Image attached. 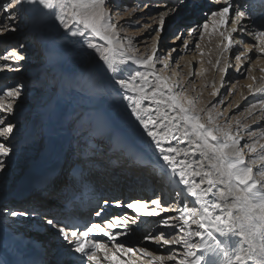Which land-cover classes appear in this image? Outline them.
<instances>
[{
  "label": "bare ground",
  "instance_id": "1",
  "mask_svg": "<svg viewBox=\"0 0 264 264\" xmlns=\"http://www.w3.org/2000/svg\"><path fill=\"white\" fill-rule=\"evenodd\" d=\"M176 1L177 0H164V3L159 5V7L166 9L172 6ZM194 1L195 0H182L184 4L176 12H174V10L169 13L168 16L164 17V20L171 22V30L177 25H182V29H180L179 33L183 32V24H186L187 19L190 17L186 10L189 9V5ZM2 3H7L5 6V8L7 7V14L16 13L17 19L7 22L8 25L15 24L16 30H7L4 35H1L4 38H9L13 35L14 38L10 41H0V51L12 47L11 49L17 53L23 52L25 54V59L19 61L13 69H10L13 73L12 75L0 78V103L5 105L12 101V98L6 95L7 91L11 88H17L23 85L21 96L13 103L12 111L4 112V114L0 112V118H3L5 121L4 124L0 125V129L5 128L8 124L14 125L13 132L7 139L0 137L4 139L3 141L8 142L7 146L12 149L10 156L6 159L4 169L0 170V191L6 189L11 190L13 187L19 189L21 187V193L19 192V194H17V197L14 198V202H0L1 250L7 253L8 260L13 264H18L23 260L28 262L26 264H45L47 263L44 260L47 257L48 248L49 250L56 251V254H58L59 250L65 249V252L62 253L63 255H67L68 258L66 257L65 259L59 252L58 256L54 259L52 258L53 260L49 261L50 263L47 264H82L85 258L81 257L79 253H74L71 244L59 235L58 230L46 223V218H51L56 214H60L59 210L61 208L58 207L57 210L54 208L57 212L54 214L50 213L47 217H45V214L46 210L52 208L51 201L53 199L63 198L62 189L71 191L73 194L80 190L77 182L78 177L75 175L70 176V178L65 180V184L63 183L62 180L67 170L72 166L70 173L73 172L77 174L76 169L87 164L85 168L88 166L89 168L84 181L85 183H89V186L95 188L96 194H103V192H101L103 189L106 192L105 194H107V192H113L117 184L122 181V186L127 185V188L130 187L135 191V194L128 196L129 199H131L129 202L160 199L162 206L171 205L166 211L163 209L159 210V215H143L126 207L127 203H124L127 200L123 201L119 199L115 192L107 194L110 197L106 200L109 204L107 206L104 204L103 212H108L115 217L122 216L119 221L122 225L121 227H106L104 229L107 232L119 233L123 231L125 233L118 238L117 243L121 242L125 246L146 248L153 253L154 257L161 255L165 257L174 256L175 259L173 260L166 259L165 264H178L179 259H181V253L178 252L176 248H179L181 245H164L160 237L163 236L165 239H171V237L175 233L180 232V230L178 227L166 226L164 220L166 217L173 215H176L175 217H177V215L181 216L184 204L197 210H199L200 206L195 202V198L188 194L185 186L180 182L179 176L172 172L171 167L163 160L162 154L155 148L151 138L147 137L142 125L136 120L135 115L132 114L130 101L126 97L133 94L127 89L122 88L118 83L119 80H129L137 71H145L144 67L128 59L127 55H125L124 60H117L116 67L118 71L113 73L104 61L99 58V52L96 49L88 47L89 43H95L98 46H104V43L99 41L98 37L91 36L88 32H85L83 36L79 35L81 28L77 25H73L70 29L65 30L55 19L57 10H53L52 13L45 12L40 9L39 5L25 4L19 6L11 4V0H0V4ZM122 3L128 4L125 1ZM10 4L11 6H9ZM250 4L251 0H237L235 7L233 8L232 6V10H243L245 11V15L243 19L236 24L238 28L237 32H231V25L230 27L227 26L225 34L230 33L232 39L231 47H229L227 52H224V48L228 47V40L225 39V43L220 48L218 46L214 47L212 44V38L215 37L217 32L219 34V31L224 28V25L223 27L220 26L219 20V22L216 21V23H218L215 25V30L213 25L209 26V29L206 30L208 31V36L201 39V45L197 51L199 57H196V54L193 55L192 49L190 52L192 56L189 55L188 58L178 57L174 67L168 66L167 69H163V65L158 62L156 64V70L160 72V70L163 69L160 74L170 78L171 82L178 83L181 89L184 86V95L187 98L193 99L196 103L194 95L196 92L195 90L193 91L195 82L193 84L188 80L184 84L187 77L191 74V62L193 60L199 62L197 76H201L205 84L208 83V86H210L211 72H213L217 62L220 60L219 64L223 63L220 71L221 75L218 77L215 87L212 88L213 90L210 97L207 96V91L205 94L204 90L203 97H201V104L195 105L198 114L201 115L207 105L211 103L209 106L211 107L213 102L218 101V99L214 101L216 94H220V96L224 94L220 105L226 102V89L231 86L228 85L231 78H242L243 67L237 74L236 72H231L233 67H231L230 62L226 63L229 53L233 55L241 50L240 53H238L241 55V59L239 62L237 61V68L248 61L251 67L248 78L242 81L239 80L237 91H234V86H231L230 91L233 93L231 99L234 98L233 104H231V106L229 104L225 113L222 112V115L219 112L216 113L221 116L212 114L214 111L213 107H208L204 115L200 117L201 122L207 124L208 116L211 115L214 121L213 127H215L216 124L226 125L223 123L226 113L233 110L232 114L236 113L235 115H237V113L243 110V107H251L249 112L247 111L243 115L242 113L238 115L237 122H233V126H235L234 129L230 127L229 131L238 135L240 138V147L244 151L245 161L249 162L253 158H256L257 163L251 166L253 167L254 178H257L258 173L264 170V163L260 161V157L264 156V147H262V145H264V53L258 51L259 41L254 38L253 33L260 29L264 30V5L255 3L250 6ZM222 6L226 5L223 4ZM147 7H149L147 4L143 6V8ZM113 9L117 8L114 6ZM123 9L129 12V16L133 14L128 6L121 8V10ZM5 12L4 10L3 14L0 16V24L5 22ZM36 15L47 16V19L41 23L43 24L42 26L38 25L34 19ZM177 16L178 19H175ZM117 21H119V25L123 24L125 17L123 18V16L118 15ZM129 22L132 26L129 24L128 26L126 24L123 25L122 27L125 26V28L121 36H132L133 42V37L138 34H143L148 27L140 33V29L135 25V21ZM21 23H23L22 27L19 26ZM129 26L134 32H131ZM33 27L37 28L32 29ZM192 27L196 26L193 25L190 28ZM73 31H76L77 35L73 36L71 34ZM194 34L195 33L191 36L186 35L185 38H183V34L181 39L171 41L170 45H179L183 39L191 37L192 39H187V48L190 50L195 44ZM237 41H239V43H237ZM21 42L25 43L24 47L19 46ZM134 44L135 42H133V46ZM249 46H251L252 51L247 52V56L245 57L244 52L247 51ZM175 48L176 47H174V49ZM137 49L138 51L135 53L137 58H144L146 55H151L152 52V47L147 48L144 46ZM173 52L174 51L170 52L166 57L168 65L170 56ZM201 53H203V55H201ZM156 55L161 57V49ZM51 57L57 60L55 61L57 62V64L54 65L55 68L51 63L49 64L51 66H47L48 59H51ZM0 61H3V58H0ZM204 61H207L206 64ZM15 63L16 62H12V64ZM180 63H182L180 67H184V70H182L184 74L182 75L177 68V65L179 67ZM18 65L20 66L19 70H17ZM225 65H227L226 70ZM0 66H3V64L0 63ZM103 69H107V72H109V75L105 78L101 76ZM7 70L8 68L0 71V73H4ZM33 70H35L36 73ZM225 75L226 81L222 84V79ZM70 76L74 78L69 80ZM179 78H182V80L180 81ZM151 79L150 77V80ZM38 80L42 82H38ZM39 83H41L42 86L44 83V87L41 88ZM136 83L143 84V81L137 78ZM257 89H261V91H257ZM149 91H151V89ZM37 93H42L41 96L43 97L39 96L35 98ZM235 93L238 94L236 95ZM49 94L50 97H48ZM85 96H89L90 98L86 103H84V100L87 99H85ZM203 98L206 99L203 101ZM241 101L244 102L241 103ZM88 103L93 105V107L88 109ZM144 104L145 106H150L149 101H145ZM81 105L85 106L77 109L81 107ZM252 105H255V107ZM87 109L88 111L86 112ZM15 110L17 111L14 112ZM100 110L102 111L100 112ZM94 111H98V115H100L101 120H103L105 124H110L106 127H92L94 119L91 117L93 115L92 113H95ZM82 113L85 114L75 121L76 117ZM85 116L88 118H84ZM24 119L26 120L25 122L18 124L19 121L21 122ZM85 120L86 122L83 123ZM72 121L75 122L71 126ZM66 126H68L69 129L72 127L75 130L72 132L70 129L67 132L65 129ZM82 131H85L84 142L78 148L80 154L77 159H73V157H70V154H64L65 150L63 146L67 145L70 138L69 143L72 148L73 140L76 135ZM101 132L103 134H101ZM17 133H20L19 139L17 138L19 140L18 142L26 141L25 145H13L16 140L11 141V139L13 137L15 138ZM29 143H32L31 148L25 149L24 146H28ZM39 144L45 145L42 151L40 150L41 145ZM249 145L256 148L255 153L251 152L250 147H248ZM95 146H97V148H95ZM171 146L179 148L189 147V145L184 142L176 141H173ZM13 148H24L22 151H26L29 158L34 160L35 163H31L29 160L24 159L22 155L18 156L19 152ZM98 149H102L103 152H98ZM52 155L59 159H63V157L67 155V159L55 163L51 171L38 175L36 172L37 169L38 171L41 170V165H44L42 160L44 158L46 159V162H44L47 163V167L52 163V160H50ZM11 156L13 157L11 158ZM15 156L21 158L23 162L15 160L17 163H13L12 160L14 161ZM180 157L176 158L180 159ZM188 158L194 160L200 159L198 153ZM74 160L77 161L73 164ZM26 175L27 178L25 179ZM198 179L199 178H197V181ZM143 180H145V187L143 190H150L139 191V188L137 189V187L140 186V181ZM149 183H153L154 188L151 189V186L148 187ZM206 186L207 185H204V187ZM162 187H164V189L160 190ZM223 187V185H217V188ZM108 188H112V190L109 191ZM177 193H179V195H177ZM79 195H81V193ZM208 199L216 200L217 197L209 195ZM116 201H119L120 206L123 207V210L120 212L111 209L110 204H115ZM41 203L45 204L43 205ZM73 207L77 206L73 205ZM148 208L150 210H156V206L150 203L148 204ZM11 211L35 212V215H30L28 218L22 216L13 217L9 214ZM88 216L93 218L92 213H89ZM177 222L180 221L172 219L168 221V224L175 225ZM41 226H44V230L43 227L42 229H38V227ZM195 228L196 226L193 225V230H195ZM237 228V233H229L228 235H221L218 232L214 233L218 239L217 243L220 246L219 248L212 247L211 249L194 250L197 258L201 260V264H224L225 255L220 249H226L232 257H235L241 248L247 250L248 245L243 242L239 235V226H237ZM34 229L37 233L41 231L36 238L31 236ZM149 232H152L154 235L150 239L145 240L144 238ZM90 235L93 240L108 245L107 249L97 252L99 264H108V261L104 259L105 252L111 255V253L115 251V245L108 240V237L101 233L95 234L94 236H92V234ZM47 239L52 240L47 242ZM192 239L193 242L199 241L198 237H193ZM158 240L159 243H157ZM209 243L215 244V241H209ZM55 245L57 249L54 248ZM174 250L175 252L173 253ZM182 250L185 249L182 248ZM42 251L43 255H41ZM31 256L35 258L40 256V260L39 258L33 259ZM28 257L32 260H28ZM121 258L123 259L124 257ZM132 259L136 260L137 264H149L153 257H147L140 253H136L132 256ZM190 259L192 258L190 257ZM249 264H257V262L250 261Z\"/></svg>",
  "mask_w": 264,
  "mask_h": 264
},
{
  "label": "snow or ice",
  "instance_id": "2",
  "mask_svg": "<svg viewBox=\"0 0 264 264\" xmlns=\"http://www.w3.org/2000/svg\"><path fill=\"white\" fill-rule=\"evenodd\" d=\"M224 2L225 7L209 13V22L214 26V30L217 18L220 20V26L223 27L227 24L230 13H232V4L229 3V0H224ZM255 3L264 5V0H251V4ZM11 4L39 5L40 9L50 13L57 10L55 19L65 30L77 25L81 28L79 35L83 36L85 32H88L91 36L104 41V46L89 43L88 47L99 52V58L113 73L118 71L117 60L123 59L125 55L128 59L144 67L145 71H137L129 80H119L118 83L133 94L126 97L130 101L132 114L142 125L147 137L151 138L155 148L162 154L163 160L171 167L172 172L179 176V180L185 186L188 194L194 197L195 202L200 206L199 210L184 208L180 217H166L164 220L166 226L178 227L182 233L180 236H172L171 239L160 237L164 245L182 244L185 247L184 255L179 259L178 264H201V260L197 258L194 250L219 248L218 239L214 233L218 232L221 235L237 233V226H239V235L248 245V249L241 248L235 257H232L226 249H220L225 255L224 264H249L250 261L264 264V170L258 173L257 178H254L251 165H255L257 160L253 158L249 162L245 161L244 151L240 147V138L229 131L230 126L216 124L213 127L214 121L211 115L208 116L207 124L202 123L195 101L184 95V91L178 83H173L170 78L160 74L169 65L166 57L156 55L155 41L163 32L164 17L173 12L176 6L172 5L166 8L163 13L157 14L156 22L159 27L147 37V39L153 40L151 55L137 58L135 53L138 49L133 46L132 38L126 37L122 40L116 26L111 23L105 0H11ZM4 10L7 11V7ZM244 15L245 11L243 10L234 12L231 32L234 33L238 30L236 24L243 19ZM16 19V13H9L5 22L0 24V35H4L7 30L15 31V24L8 25L7 22ZM34 19L37 23H43L47 16L36 15ZM141 27H150V25ZM208 27V22L198 27H192L188 31V36L196 33L198 28L203 32ZM71 34L75 36L77 32L73 31ZM220 35L228 40V47L224 48V52H227L232 44L231 34L226 35L221 32ZM253 36L259 41L258 51L264 53V30L253 33ZM176 39H179V33L173 37V40ZM200 39H203V35L200 36ZM183 47L187 48V38ZM167 51L170 53L175 49ZM250 51H252L251 46L244 52V56L246 57L247 52ZM2 58L5 61L19 62L25 59V54L10 51ZM235 59L239 61L241 55L238 54ZM158 62L163 65L160 72L156 70ZM11 67L12 64H5L0 66V71ZM19 67L18 65L17 70ZM226 68L227 65H225V70ZM137 78L143 81V84H137ZM22 89L23 85L7 91L6 95L11 97L12 101L7 105L0 103V112L12 111V105L21 96ZM150 89L151 91H149ZM257 91H261V89H257ZM145 101H149L150 106H145ZM4 122V119L0 118V125ZM13 128V124H8L5 128L0 129V137L7 139L12 134ZM173 141L184 142L189 147H173L171 146ZM248 147L252 153L256 152L254 146L249 145ZM11 151L9 146L0 143V170L4 169L6 159L10 156ZM196 153L199 154V160L188 158ZM179 156H183L184 159H177L176 157ZM260 161L264 163V156L260 157ZM197 178H199L198 181ZM204 185L207 186L204 187ZM217 185L224 187L217 188ZM209 195H214L217 199L209 200ZM149 203L155 205L156 210H150ZM104 204L107 206L109 202L105 201ZM115 205L120 206V202L116 201ZM126 207L133 209L138 214L159 215V210L166 211L171 205L162 206L160 199H153L151 201L128 202ZM103 210L101 208L95 215L100 216ZM9 214L13 217L28 218L30 215H35V212L11 211ZM120 219V217H116V222H110L108 227H121ZM172 219H177L180 222L177 225H169L168 221ZM46 223L58 230L59 235L71 244L74 253H79L81 257L85 258L82 264H99L97 252L107 249L108 245L93 240L90 234L100 233L108 237V240L115 245V251L111 255L105 252L104 259L108 261V264H137V261L132 259L136 253L153 257L149 264H165L166 259H175L174 256L154 257L153 253L146 248L117 243L118 238L125 233L123 231L119 233L104 231L101 227L104 221L91 223L83 230L75 226L61 225L59 221L51 218L46 219ZM193 225L196 226L195 230H193ZM193 237H198L199 241L193 242ZM209 241H215V244L209 243Z\"/></svg>",
  "mask_w": 264,
  "mask_h": 264
},
{
  "label": "rangeland",
  "instance_id": "3",
  "mask_svg": "<svg viewBox=\"0 0 264 264\" xmlns=\"http://www.w3.org/2000/svg\"><path fill=\"white\" fill-rule=\"evenodd\" d=\"M123 1H125V2H127L128 4H123L122 2ZM204 1V2H203ZM236 1L237 0H229V3H231L232 4V6H233V8L235 7V5H236ZM105 3H106V7L108 8V11H109V15H110V21H111V23H113L115 26H116V30H117V32H118V34H119V36H120V38L122 39V40H124L126 37H131L132 38V36H121L122 34H123V32H124V28H125V26L124 27H122L123 25H127L128 26V24L130 23L129 21H135V25L136 26H138L139 27V32L140 33H142L143 31H144V29L146 28V27H141L142 25H150V27H148L147 28V30H145V32L143 33V34H138V35H136V36H134L133 37V42H135V44H134V47L136 48H142V47H144V46H146L147 48H149V47H152V44H153V40H150V39H147V37H149L154 31H155V29L157 28V27H159V25H158V23L156 22L157 20H158V15L157 14H160V13H163V11H165L166 9H163V8H161V7H159V5H161V4H163L164 3V0L162 1V0H105ZM116 3V4H115ZM191 3V2H190ZM145 4H147V6H149V7H151V8H149V7H147V8H143V6L145 5ZM184 3L182 2V0H177L173 5H175L176 7H175V11L174 12H176L182 5H183ZM225 5V2H224V0H207V1H205V0H195L193 3H191L190 5H189V9H185L186 10V12L190 15V17L187 19V21H186V24H183V26H184V30H183V32H181V33H179V31H180V29H182V25H177L175 28H173V30H171L172 28H171V22H169L168 20L166 21V20H164L165 21V23H164V26H163V32L159 35V38L155 41L156 42V45H157V51H156V54L158 53V51L161 49V57H167L168 55H169V52L167 51L168 49H174V47H176L175 48V51L171 54V56H170V61H169V66H175V64H176V62H177V60H178V57L179 58H188V56L190 55V56H192V54H190V52H191V50L193 51V55H195L196 54V57H199V53L197 52L198 51V49H199V47H200V45H201V39H200V36L201 35H203V37L205 38L206 36H208L207 35V33H208V31H201L200 29H198L197 30V34L195 33L194 34V36H195V44H194V46L190 49V50H188V48H185V47H183V45H184V43H185V39H183V41L179 44V45H170V42L171 41H173V37H175V36H177V34L179 33V39H181L182 38V35L184 34V36H183V38H185V36L187 35L188 36V31H189V29L188 28H190L191 26H193V25H195L196 27H198L199 25H202L203 23H206V22H208L209 23V26H211L212 24L209 22V20H210V18H209V13L210 12H212V11H214V10H216V9H218V8H223V7H225V6H222V5ZM7 5V3H2V4H0V16H1V14H3V11H4V9H5V6ZM187 5V4H186ZM114 6L117 8V9H113L114 8ZM125 6H128L130 9H131V11L133 12V14L132 15H130L129 16V12L128 11H125L126 9H123V10H121V8H124ZM135 9V10H134ZM144 10H146V11H144ZM236 10H232V13H230V16H229V18H228V21H227V24H225L224 25V28H222V30H220L219 32L221 33V32H226L227 31V26H229L230 27V25H232L233 24V20H234V12H235ZM8 11H6L5 13H4V17H7L8 16ZM119 13V14H118ZM118 15H121V16H123V18L125 17V21H124V23L123 24H120L119 25V21H117V16ZM141 17H143L144 19H140ZM23 19V18H22ZM175 19H178V16L175 18ZM230 20H231V22H230ZM176 21V20H175ZM216 21H218L219 22V18H217V20ZM128 22V23H127ZM149 22V23H148ZM217 22V23H218ZM216 23V24H217ZM38 25H43V24H41V23H38ZM130 26H132V24H129ZM19 26L20 27H22L23 26V23H21V24H19ZM129 26V27H130ZM55 27V26H54ZM80 27V26H79ZM34 28V27H33ZM37 27H35L34 29H36ZM129 29H131V32H134V30L130 27ZM208 29H209V27H208ZM238 29V28H237ZM260 30H263V29H260ZM237 32V31H236ZM199 33V34H198ZM220 33L218 34V32L215 34V37H213L212 38V44H213V46L214 47H216V46H218L219 48L225 43V38L223 37V36H221L220 35ZM244 33V32H243ZM246 34V33H245ZM226 35H227V33H226ZM14 38V36L12 35V36H10L9 38H4V37H2L1 35H0V41H5V40H12ZM62 38H63V36H62ZM188 38H190V39H192L191 37H187V39ZM203 38V39H204ZM215 41V42H214ZM126 42V41H125ZM220 45H219V44ZM20 45L19 46H23L24 47V44L25 43H23V42H21V43H19ZM142 44H144V45H142ZM197 44H199V47H197ZM216 44V45H215ZM218 44V45H217ZM54 46H55V44H54ZM139 46V47H138ZM212 46V47H213ZM12 47H10V48H7V49H3L2 51H0V58H2L5 54H7L8 52H10V51H13L12 49H11ZM20 49V48H19ZM240 51L241 50H239L237 53H234L233 55L231 54V53H229L228 54V59H227V61H226V63H228V62H230V65H231V67H233V70L231 69V72H236L237 74H238V72L242 69V67L244 68V70H243V72H242V74H243V76H242V78H240V79H235V78H231V80L228 82V85H231V86H234V91H237V85H238V82H239V80H246L247 78H248V75H249V70H250V67H251V65L250 64H248L249 63V61L248 62H245V64H241L240 65V67L239 68H237V65H238V62H237V60L235 59V57L238 55V53H240ZM198 53V54H197ZM207 53H209V52H207ZM19 54V53H18ZM231 54V55H230ZM207 57V56H206ZM205 57V58H206ZM50 58V57H49ZM56 58V57H55ZM207 59V58H206ZM49 61H48V64H47V66H51L52 64H53V67H54V65L55 64H57V62H55V61H57V60H54V58L52 59V57H51V59H48ZM51 60V61H50ZM121 60H124V57H123V59H121ZM12 62H16V61H5L4 59H3V61H0V63H2L3 65H5V64H12ZM59 62V61H58ZM207 62V61H206ZM206 62L204 61V63L206 64ZM218 62H220V60L218 61ZM217 62V64H216V67H215V69L213 70V72H211V84H210V86H208V83L207 84H205V81H203L202 79H201V76H197V68H199V62L198 61H196V60H193L192 62H191V74L187 77V79L185 80V82H184V84L186 83V81H188V80H190L191 81V83H193L194 84V82H195V87L193 88V91L195 90V92L196 93H194V95H195V100H196V103H195V105L197 104V105H199V104H201V97H203L202 95H203V92H204V90H205V94H206V91H207V96L208 97H210V95H211V93H212V88L213 87H215V84H216V81L218 80V77L221 75V73H220V71H221V67H222V65H223V63L222 64H219ZM17 63L18 62H16L15 64H12V67L11 68H8V70L6 71V72H4V73H0V78H5V77H7V76H10V75H12L13 73H12V71H10V69H13L14 67H15V65H17ZM51 63V65H49ZM182 65V63H180V65H179V67H178V65H177V68L179 69V73L182 75V74H184V72H182V70H184V67H180ZM219 65H220V67H219ZM46 66V67H47ZM55 68V67H54ZM9 71V72H8ZM33 71H35V70H33ZM32 71V72H33ZM10 73V74H9ZM35 73H36V71H35ZM229 74V73H228ZM72 78H74L73 76H70V78H69V80L70 79H72ZM38 79V78H37ZM179 80L181 81L182 80V78H179ZM224 81H226V75L223 77V79H222V84H223V82ZM38 82H42V81H40V80H38ZM40 85H41V83H39ZM204 85H205V88H204ZM231 86H229V87H227V89H226V96H225V98H227L226 99V102H223L222 103V105H220V102H221V99H223V96H224V94H223V96H220V94H216L215 95V98H214V101H216L217 99H218V101H216V102H213V104L211 105V107H209L210 106V104L209 105H207L205 108H204V110H203V112H202V114L201 115H204V113H205V110H206V108H212L213 107V112H212V114H216L217 112H219V113H221V115H222V112L223 113H225V111H226V108L228 107V105L230 104V106H231V104H233V102H234V98H232L231 99V97H232V94L233 93H231V91H230V89H231ZM42 87H44V83H43V86L41 85V88ZM184 87V86H183ZM183 87H182V89H183ZM73 93V92H72ZM236 95L238 94V93H235ZM42 95V93L40 94V93H37L36 95H35V98H37V97H43V96H41ZM48 97H50V94L48 95ZM220 97V98H219ZM59 98V97H58ZM57 98V99H58ZM61 98H62V96H61ZM87 98V99H86ZM85 99L86 100H84V103H86V102H88L89 100H90V98H89V96H85ZM204 99H206V98H203V101H204ZM248 100V99H247ZM10 102V101H9ZM244 101H241V103H243ZM196 105V106H197ZM241 105V104H240ZM85 105H81V107H78L77 109H79V108H82V107H84ZM239 106V105H238ZM253 106V105H252ZM87 107H88V109L90 108V107H93V105H91L90 103H88L87 104ZM233 107V106H232ZM88 109L86 110V112L88 111ZM250 109H251V107L249 106V107H243V110H241L240 111V113H237V115H235L236 113H233L232 114V111L233 110H231V111H229L228 113H226V116H225V118H224V120H223V123L224 124H226V125H229L230 127H232L231 129H234V127L235 126H233V122L235 121V123L237 122V119H238V115L239 114H241L242 113V115L243 114H245L247 111L249 112L250 111ZM17 110H15L14 112H16ZM85 112V113H86ZM6 113V112H5ZM84 113V114H85ZM3 114H4V112H3ZM83 113L82 114H80L78 117H76V119H75V121L76 120H78V119H80L83 115H84ZM200 115V116H201ZM217 115V114H216ZM221 115H217V116H221ZM230 115H231V117H230ZM110 117V116H109ZM203 117V116H202ZM230 117V118H229ZM233 119V120H232ZM26 120L24 119V120H22L21 122L19 121L18 122V124H21V123H23V122H25ZM75 121H72V123H71V126L73 125V123L75 122ZM230 127H229V130H230ZM46 129V128H45ZM65 129L67 130V132H68V130H70L71 129V131L73 132L75 129H73L72 127L69 129L68 128V126H66L65 127ZM233 131V130H232ZM15 132V131H14ZM104 132V131H103ZM81 133V134H80ZM84 133H85V131H82V132H79V134H77L76 135V137H75V139L73 140V144H72V148L70 147L71 145H70V138H69V141H68V143H67V145L66 146H63L64 147V154H70V157H73V159H77V157H78V155L80 154V151L78 150V148L80 147V145H82V143L84 142ZM20 133H17L16 135H15V138L13 137L12 139H11V141H13V140H16L14 143L15 144H13L14 146H17V145H19V146H21V144H23V145H25L26 144V141L25 142H23V141H21V142H18L19 140V137H20V135H19ZM101 134H103L102 132H101ZM18 135V136H17ZM18 138V139H17ZM4 139H1L0 138V143H3L4 142V144L7 146V144H8V142H6V141H3ZM23 142V143H22ZM39 145H41V147H40V150L42 151L43 150V147H45V145L44 144H39ZM79 145V146H78ZM31 146H32V143H29L28 144V146H24V148L25 149H28V148H31ZM57 146V145H56ZM55 146V147H56ZM24 148H19V149H15V148H13V149H15V150H17V152H19V155L18 156H20V155H22V157L24 158V159H26V160H29L31 163H35L34 162V160H32V159H30L29 158V155H27V152L26 151H22ZM66 148V149H65ZM95 148H97V146H95ZM99 151L98 152H103V150L101 149H98ZM23 152H26V153H23ZM18 156H15L14 157V161L12 160V162L13 163H17V162H15V160H17V161H20V162H23L22 160H21V158H19ZM51 156V155H50ZM13 156H11V158H12ZM180 157V156H179ZM183 156H181L180 157V159H184V157L182 158ZM18 158V159H17ZM20 159V160H19ZM62 159V158H61ZM61 159H59L58 157H54V155H52V157H51V159L50 160H52V163H51V165H48L47 167H46V164L47 163H45L46 161V159L44 158L43 160H42V163L44 164V165H41V167H42V169L41 170H39L38 171V169H37V174H38V172H42L41 174H44V173H47L48 171H51L52 170V167H54V164L55 163H57V162H62V161H64V160H66L67 159V155H65L64 157H63V159L61 160ZM45 161V162H44ZM20 164V163H19ZM50 164V163H49ZM53 165V166H52ZM25 168V167H24ZM44 168V169H43ZM67 173V172H66ZM66 173H65V175H66ZM65 175H64V177H63V183L65 184ZM27 178V175H26V177H25V179ZM23 179V178H22ZM22 183V182H21ZM8 188V187H7ZM21 188V187H20ZM16 189L15 187H13V189H9V190H2V191H0V202L1 203H4V202H7V203H9V202H14V198L15 197H17V194H19V192H20V190L21 189ZM21 193V192H20ZM181 204H182V202H181ZM186 206H187V204H184L183 205V207L184 208H186ZM187 208H190V209H192L193 207H188L187 206ZM176 215H173V216H170V217H175ZM180 215H177V217H179ZM179 222H177V224H178ZM177 224H175V225H177ZM182 233L181 232H177V233H175L173 236H180ZM154 234L152 233V232H149V234L144 238L145 240H147V239H150L152 236H153ZM34 238V237H33ZM39 238V237H38ZM172 238V237H171ZM49 240H52V239H47V242L49 241ZM59 245V244H58ZM179 245H181V246H179V248H176V249H178V252H180L181 253V258L183 257V255H184V252H185V247L182 245V244H179ZM54 247V246H53ZM55 249H57V246L55 245V247H54ZM53 248V249H54ZM181 248V249H180ZM182 248H184L185 250H182ZM48 250V252H47V257H46V259L44 260L45 262H47V263H50L49 261H52L58 254H56L55 252L56 251H52V250H49V248L47 249ZM63 250H65V249H63ZM61 251L62 250H59L58 252H60L61 253ZM175 252V250L173 251V253ZM183 254V255H182ZM53 258V259H52ZM55 261V260H54ZM53 261V262H54ZM46 263V264H47Z\"/></svg>",
  "mask_w": 264,
  "mask_h": 264
}]
</instances>
